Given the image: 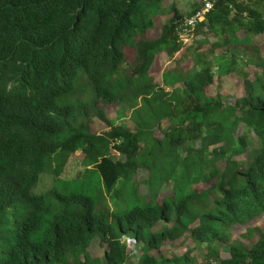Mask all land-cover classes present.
<instances>
[{"label":"trees","instance_id":"trees-1","mask_svg":"<svg viewBox=\"0 0 264 264\" xmlns=\"http://www.w3.org/2000/svg\"><path fill=\"white\" fill-rule=\"evenodd\" d=\"M163 1L0 0V264H264V225L231 240L264 216V0H214L193 26L201 0L186 14ZM176 53L192 66L161 75L167 92L150 70ZM229 75L234 104L206 95ZM94 118L109 130L92 133ZM76 152L83 171L62 179ZM43 173L53 185L34 194ZM183 238L191 249L162 255Z\"/></svg>","mask_w":264,"mask_h":264},{"label":"rangeland","instance_id":"rangeland-1","mask_svg":"<svg viewBox=\"0 0 264 264\" xmlns=\"http://www.w3.org/2000/svg\"><path fill=\"white\" fill-rule=\"evenodd\" d=\"M200 0H164L163 1V7L164 10L169 9L171 5H174L176 9H178L180 12L183 14H186L192 9V6L194 4H198ZM170 16L167 14L159 17L153 18V24L154 28L148 31L147 37L153 39L158 37L159 32H160V27L162 25V22L164 20H167ZM184 44H188L187 46L190 48V38L186 35H183L180 37ZM259 41L258 43V48L260 53L264 56V36L260 37L257 39ZM195 45H192L191 48H193ZM218 53V52H217ZM184 55V54H183ZM181 53H176L172 58L168 59L164 55H160L155 58L154 64L150 70V81L153 82L154 84L158 85L160 88L164 89L165 91L169 92L171 88L168 86H164L162 81H161V75L164 74L167 70L172 69L174 67H181L183 69H188L192 66V58L189 53H185L183 56ZM246 72L249 73L250 78H252L253 74L257 71L255 68L252 66H248L244 69ZM219 86V89H218ZM206 95L209 97H213L216 94H219L221 96L222 101L225 104H234V101L236 98L241 97L242 95V82L239 77L236 75H229L220 78V80L217 81L216 77L214 78V83L212 86L206 89L205 91ZM106 116L108 119H114L115 118V112L114 108H109L106 111ZM124 127H130L131 124L128 120H124L121 122ZM166 126V125H165ZM241 128L243 125H240ZM90 129L92 133L94 134H102L104 132H107L109 128L103 124L102 122L98 121L96 118L92 119ZM251 140L254 138L251 136ZM239 161H244V157H238L237 158ZM82 160V154L80 152H76L72 154L68 160V163L66 165V168L61 175L62 179L65 180H71L74 179L75 176L83 171V167L81 164ZM60 178V180H61ZM144 178L146 177V172L145 171H139L136 174V179L140 180L139 182H142ZM53 178L47 173H43L39 175V180L37 184L33 187L32 191L34 194L41 195L46 193L49 189H51L53 185ZM140 187V192L141 194L143 193L144 187L143 183H141ZM197 189H202L201 186L196 187ZM171 189L169 187H163L160 190V195H159V200L160 201L161 197L164 195L170 194ZM108 204L110 205L111 202L108 200ZM111 206V205H110ZM165 224L161 223V227L163 228ZM264 225V216H260L257 219H255L252 223H250L247 227H240V226H234L232 228V238L231 240H236L238 239L242 234H244L246 228H254V227H262ZM193 247L191 242H186L183 239H180L178 241H172V242H166L163 245L162 248V255L164 256H180L186 250L191 249ZM106 245L102 244L98 239L94 240L89 248V252L93 258H101L103 252L106 250ZM191 257L194 258L195 264H205L204 260V254H199L198 252H193L191 254ZM221 257H227L226 252H221ZM139 256L129 258V261L136 263L139 261Z\"/></svg>","mask_w":264,"mask_h":264},{"label":"built area","instance_id":"built-area-1","mask_svg":"<svg viewBox=\"0 0 264 264\" xmlns=\"http://www.w3.org/2000/svg\"><path fill=\"white\" fill-rule=\"evenodd\" d=\"M213 1L214 0H201V3H202V7L201 9L195 14V16L191 17L190 19H188L185 23L188 25V26H193L194 23L198 20V21H202L205 14L211 10L212 8V5H213ZM126 243H127V246L128 248L130 249L131 251V254L130 255H133L135 254V251H134V242L131 241V240H126Z\"/></svg>","mask_w":264,"mask_h":264},{"label":"clouds","instance_id":"clouds-1","mask_svg":"<svg viewBox=\"0 0 264 264\" xmlns=\"http://www.w3.org/2000/svg\"><path fill=\"white\" fill-rule=\"evenodd\" d=\"M126 240H130V239H127V238H123V242H125V244H126V247H127V250H128V257L129 258H132V257H136V256H138V254H137V252H136V249L134 248V251H135V254H133V255H130L131 254V251H130V249L128 248V246H127V243H126ZM132 241V240H131ZM134 242V241H133ZM133 246H135V242H134V245Z\"/></svg>","mask_w":264,"mask_h":264}]
</instances>
